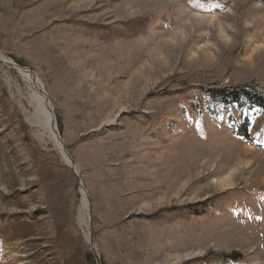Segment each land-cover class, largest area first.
<instances>
[{
  "label": "rangeland",
  "instance_id": "374dc122",
  "mask_svg": "<svg viewBox=\"0 0 264 264\" xmlns=\"http://www.w3.org/2000/svg\"><path fill=\"white\" fill-rule=\"evenodd\" d=\"M0 58V264H264V112L205 94L264 96V0H0Z\"/></svg>",
  "mask_w": 264,
  "mask_h": 264
},
{
  "label": "trees",
  "instance_id": "16d2710c",
  "mask_svg": "<svg viewBox=\"0 0 264 264\" xmlns=\"http://www.w3.org/2000/svg\"><path fill=\"white\" fill-rule=\"evenodd\" d=\"M206 96L214 103L222 107L234 105L240 111L253 110L264 112V96L258 93L254 88L241 85L222 90L213 89L205 91ZM248 119L245 118L242 126L237 127V135L248 139Z\"/></svg>",
  "mask_w": 264,
  "mask_h": 264
},
{
  "label": "bare ground",
  "instance_id": "6f19581e",
  "mask_svg": "<svg viewBox=\"0 0 264 264\" xmlns=\"http://www.w3.org/2000/svg\"><path fill=\"white\" fill-rule=\"evenodd\" d=\"M1 59V58H0ZM2 60V59H1ZM2 62L6 65L9 64L11 66H13L14 68H18L16 65H14L12 62H10L9 60H7L6 58H4L2 60ZM20 73L23 77V79L25 80V82L29 85V87H31L33 93H32V98L31 100L34 101L35 103V109H36V114L33 113L31 114V120L35 121L36 118L41 120V124L43 126V129L45 132L43 133H39L37 138L39 141L42 142L44 136L47 134V138L53 142L54 146H55V141H56V136L51 132L50 128H49V123H50V119H52V116L45 110L44 111V107H43V97L42 95H40L39 93H36L37 88H42V84L40 83V81L38 80L37 77H34V75H32L31 72H29L28 70H24V69H20ZM49 103V102H48ZM49 108H50V103H49ZM34 110V109H33ZM34 115L36 116V118H34ZM38 122V121H37ZM44 141V140H43ZM57 142V141H56ZM56 149L58 151H60L61 146L58 143V146H55ZM60 149H59V148ZM62 150V149H61ZM60 153V152H59ZM62 156V159L66 162L67 165L70 166V161L67 155H65V153L61 152L60 154ZM73 167V165H71ZM75 169V168H74ZM76 174V173H75ZM220 184H222V186H226V182L220 181ZM82 195H83V201L82 204L85 208H87L88 203H87V199H86V193L84 191H82ZM15 260V259H14Z\"/></svg>",
  "mask_w": 264,
  "mask_h": 264
},
{
  "label": "water",
  "instance_id": "95a60500",
  "mask_svg": "<svg viewBox=\"0 0 264 264\" xmlns=\"http://www.w3.org/2000/svg\"><path fill=\"white\" fill-rule=\"evenodd\" d=\"M36 93H39L40 95H42V97L44 98L43 99V107H44V111L46 110L51 116H52V119H50V123H49V128L51 130V132L56 136V141L59 143V145L61 146V149L63 150V152L65 153V155H67L66 151L63 149V145H62V142L60 141V137H59V134L57 132V129H56V125H55V120H54V116L52 115V111H51V108H49V103H48V100L42 90V88H37V91ZM69 158V157H68ZM69 161L70 163L72 164L70 158H69ZM70 164L69 167H71L73 170L74 167H72Z\"/></svg>",
  "mask_w": 264,
  "mask_h": 264
}]
</instances>
